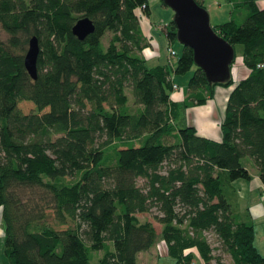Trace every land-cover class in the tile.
Here are the masks:
<instances>
[{"label": "trees", "instance_id": "1", "mask_svg": "<svg viewBox=\"0 0 264 264\" xmlns=\"http://www.w3.org/2000/svg\"><path fill=\"white\" fill-rule=\"evenodd\" d=\"M231 3L213 26L243 44L248 71L212 81L185 43L147 62L148 0H0V214L11 262L139 264L160 236L173 260L154 264H193L197 252L202 264H230L215 248L234 264H264L234 182L251 176L246 155L264 182V4ZM82 15L95 24L84 37L72 28ZM163 27L169 45L173 17ZM33 33L36 77L24 63ZM192 66L177 96L173 73ZM230 83L220 135L200 132L187 107ZM153 207L159 230L138 213Z\"/></svg>", "mask_w": 264, "mask_h": 264}, {"label": "rangeland", "instance_id": "2", "mask_svg": "<svg viewBox=\"0 0 264 264\" xmlns=\"http://www.w3.org/2000/svg\"><path fill=\"white\" fill-rule=\"evenodd\" d=\"M204 3L206 4V7L209 10L210 20L212 23L222 21L230 16V8L232 5L230 0H204ZM148 5H149L150 18L147 17L145 18L142 9L139 8V12L141 13V19H140L141 24L147 35V39L142 47V50L145 56L147 57V62L149 63L165 61L168 55L167 45L170 41L166 35L163 25L167 24L170 21V19L173 17L174 8L168 3L164 2L163 0H148ZM106 34L107 35L104 36L105 41L107 40V36L109 32ZM5 35H6V31L0 26V36L4 37ZM171 41L174 48L177 50L178 53H180L183 48V42L179 40L178 37L173 38ZM242 50H243V44L241 42H237L235 44V56L231 62V70L235 78L237 77L240 71L242 65L241 63H243ZM193 70H194V66H192L190 69L186 71L173 73L174 80L179 83L178 87L174 89L175 93L178 89L183 91V89L185 88V83L192 74ZM230 84L233 85V83ZM126 91L129 94V101L132 103L133 94L129 86L126 87ZM23 105L26 108L30 107V104H28V102L24 103ZM196 112H197L196 107H192L190 109V113H192V115H195ZM143 179L144 178L140 176L138 178V181L143 182ZM261 210H262L261 213H259L258 211L254 213V219H256L255 242L264 253V209ZM0 211H1V205H0ZM154 211H156V207H153V209L151 210L138 211V213L142 218L145 217L150 218L155 223L157 229L159 230L161 222L154 215ZM52 218L53 215H50V219ZM207 233L209 235L211 242L213 244H217L218 240L216 236H214V233L211 230H207ZM3 245H4V230H3L2 217L0 214V262L1 264H14L13 262L10 261L9 257L5 253L3 249ZM214 250L222 254V257L224 258L225 262L234 264L229 251L222 248H215ZM141 251L142 252H140L138 256L139 264H154V262L158 260L159 261L167 260V259L171 261L173 260V257L167 255L166 243L163 240V238H161L160 236L157 238V241L151 247L147 249H143ZM92 262L93 264H102L99 261L97 255H94L92 257ZM202 263H203V259L197 252L193 264H202ZM213 263H215V260H213Z\"/></svg>", "mask_w": 264, "mask_h": 264}, {"label": "water", "instance_id": "3", "mask_svg": "<svg viewBox=\"0 0 264 264\" xmlns=\"http://www.w3.org/2000/svg\"><path fill=\"white\" fill-rule=\"evenodd\" d=\"M163 1L174 8L177 37L193 48L195 62L203 67L208 79L216 81L228 78L232 72L235 45L214 28L206 5L197 0ZM72 28L80 37H84L95 28V24L88 15H82ZM39 51V38L33 33L24 52V63L33 77L38 73Z\"/></svg>", "mask_w": 264, "mask_h": 264}, {"label": "crops", "instance_id": "4", "mask_svg": "<svg viewBox=\"0 0 264 264\" xmlns=\"http://www.w3.org/2000/svg\"><path fill=\"white\" fill-rule=\"evenodd\" d=\"M260 1L264 4V0ZM144 16L145 18H150L149 9L144 12ZM241 64L242 65L237 76H241L248 71V67L244 64V62ZM231 87V84H217L215 86L213 96H209L205 102L194 103L187 107V118L197 125L200 132L213 136L220 135L219 120L223 114L226 98ZM184 93H186L185 89L183 91H176L177 96L184 95ZM192 107H196L197 112L195 115L190 113V109ZM243 160L249 167L251 176L237 177L234 179L238 188L237 202L239 208L241 209L242 216H251L254 219V213L257 211L261 213V209H264V182L259 174V167L255 159L251 155H246ZM255 221L256 219H254V222ZM259 249L261 250L260 247ZM140 252L142 251L140 250L139 254Z\"/></svg>", "mask_w": 264, "mask_h": 264}, {"label": "built area", "instance_id": "5", "mask_svg": "<svg viewBox=\"0 0 264 264\" xmlns=\"http://www.w3.org/2000/svg\"><path fill=\"white\" fill-rule=\"evenodd\" d=\"M146 5V2H143L142 4H141V8L142 7H144ZM144 14V13H143ZM167 49H168V54L171 56V55H175L176 54V52H177V50L174 48V46H173V44L172 43H170L169 45H167ZM178 86V84L174 81L173 82V87H177Z\"/></svg>", "mask_w": 264, "mask_h": 264}]
</instances>
